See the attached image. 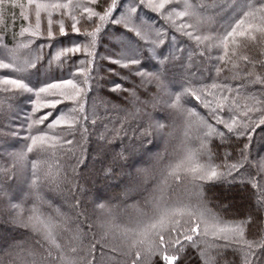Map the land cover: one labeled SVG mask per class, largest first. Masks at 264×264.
I'll return each mask as SVG.
<instances>
[{
    "label": "snow or ice",
    "instance_id": "6c2138e0",
    "mask_svg": "<svg viewBox=\"0 0 264 264\" xmlns=\"http://www.w3.org/2000/svg\"><path fill=\"white\" fill-rule=\"evenodd\" d=\"M89 2L103 15L83 5L80 0L75 3L73 0H68V3L27 0V4L18 0H0V22L4 23L0 31H6L8 27L3 20L5 6L21 9L19 15L23 21L30 19L28 9L35 17L34 24L21 27L19 32L21 37L28 34L29 39L20 40L13 47H8L0 39V70H4L0 71V85L3 86L0 91L13 94L11 97L0 96V115L12 110L13 99L27 96L33 105L25 121L29 135L23 138L22 146L14 151L5 150L6 160L0 156V208L5 206L9 196L4 181L12 176L22 177L28 184V191L20 203H8L7 206L13 210L10 212L11 223L29 229L39 237L35 246L28 241L14 244L5 255H0V264H94L98 248L108 264H154L157 257L163 264H176L177 254L184 251L186 244L192 247L202 245L200 256L203 264H217L215 253L221 249H231L240 257V264H253L256 250L264 251V237L248 239L247 220L226 221L214 212L208 205L204 182H218L238 172L246 162L251 164L247 155L249 146L245 143L240 150L241 159L228 165L227 172L218 171V166L213 164V149L209 147L213 137L221 138L222 142L231 136H247L251 140V132L264 126V0H129L119 16L113 14L119 11L118 0ZM119 5L124 6V0H119ZM81 7L87 13L86 19L81 17L85 22L94 24L93 17L97 16L102 23L110 19L112 25H123L141 40H150V51L154 57L156 48L164 43V33L159 29L153 30L151 25L140 20L137 9L147 8L160 13L171 27L203 49L201 56L208 53L206 59L213 61L210 71L214 70L216 74L210 84L201 78L203 73L186 78V84L182 83L180 90L173 91L164 79L163 59L159 61V72L134 69L142 80L157 84L160 93L154 98L153 107L163 104L171 120L166 125L149 117L141 137H165L166 146L163 153L150 157L147 166L137 169V180L121 194L127 199L133 193L146 192L142 202L124 207L99 202L92 213L81 207V201L72 196V188L77 167L85 163L90 128L103 119L96 99L89 96L90 82L94 80L90 67L93 60L80 59L76 71L69 73L68 78H53L48 72L53 63L58 68H63L67 61L76 63L73 56L82 50L87 57H96L93 50L101 28L83 32V38H90L88 42H71L72 46H65L53 33L51 10L71 9L70 32L66 33L64 19L61 18L58 21L59 35L81 34V28L77 26L81 20L74 14ZM177 8L182 10L176 11ZM226 10L228 15L224 19ZM41 13L47 14L44 31L41 29ZM222 19L223 23L220 22ZM153 31L154 39L151 38ZM45 33L46 40L53 42L54 54L48 56V69H45L44 78L39 79L40 68L37 65L49 44L32 45ZM120 45V58L111 60V63L130 71L133 70L131 66L140 65V48L131 41H121ZM213 50L219 52L214 60ZM241 50L245 54H240ZM233 81H239V86H234ZM119 90V86L113 89ZM131 95L135 97V92ZM64 102L71 106L60 109L53 117ZM196 102L208 109L216 124L223 125L230 135L226 136L224 131L209 123L206 116L197 110ZM42 109L51 111L38 114ZM222 112L227 119L220 115ZM50 117L53 118L49 122ZM178 122L183 128V137L179 140L175 136ZM41 125L44 127H39ZM103 127L100 139H106L109 133L113 139L127 134L123 125L121 128H109L104 124ZM5 135L20 138V132L15 128L5 130L0 125V138ZM61 154L65 158L63 161ZM229 155L225 153V156ZM73 159L75 162L69 163ZM258 170L264 172V160L258 162ZM110 171L105 170L106 174ZM150 180L155 181L151 189L145 187ZM179 186H183V198L174 195ZM252 187L256 188L257 184L253 183ZM259 187L257 204L264 207V184ZM45 189L61 195L67 193L64 204L55 206L46 199ZM29 202L33 207L26 208ZM85 224L87 232L84 231ZM90 235L92 238L85 245ZM117 255L123 259H118Z\"/></svg>",
    "mask_w": 264,
    "mask_h": 264
},
{
    "label": "trees",
    "instance_id": "16d2710c",
    "mask_svg": "<svg viewBox=\"0 0 264 264\" xmlns=\"http://www.w3.org/2000/svg\"><path fill=\"white\" fill-rule=\"evenodd\" d=\"M18 2L27 4V0H18ZM44 2L68 3V0H44ZM75 2L76 0H73V3ZM80 2L87 7L93 8V11L99 12V9L91 4L89 0H80ZM97 2L101 3L102 0H97ZM128 2L129 0H124V6H120L118 0L119 11L113 14L119 16V14L125 10V6ZM104 7L105 10H107V6L105 5ZM180 10L182 9H176V11ZM2 11L3 20L7 22L8 27L6 31H0V39H3L8 47H13L16 42L20 40L29 39L30 37L28 34L21 37L19 32L21 27H27L30 23L34 24L35 17L32 10L28 9L30 15L29 21L22 20L19 15L21 11L19 8H8L5 6ZM51 11L54 36L62 41L65 46H72L71 42L86 44L90 38H83L82 33L85 31H94L97 27L101 28L97 36L96 47L93 50L96 53V57H87L82 50L80 53H76L73 56V60H75L76 63L67 61L63 68H58L57 65L53 63L51 69H48L46 61L48 56L54 53L51 48L53 42L46 40V33L45 36L36 38L32 45L35 47L41 42L49 44V47L43 50L45 55L37 65V67L40 68L39 79L44 78L45 69H48L49 74L53 78H68L69 73L76 71L80 59L93 60L90 67L94 80L90 82L89 96L96 99L98 111L103 119L95 127L90 128L91 135L88 137V142L85 147V163L77 167L75 186L72 188V196H75L81 201V207L87 209L89 213H92L93 207L99 202H107L113 205H119L120 207L131 205L138 201L142 202V197L147 195L146 192L137 193L129 196L127 199H122L119 196L120 193L131 187L122 185V183L126 181L124 178L118 182L119 187H117L115 191L108 194L104 193V189L109 185V178L112 174H119V172L129 168L131 163H135V166L139 168L149 164V162L145 165L139 162L140 155L152 150L158 138L155 135L141 137V133L149 123V117L154 121L164 122L166 125L171 123L167 111L164 110L163 104H158L156 107H153V100L157 97L158 93H160L157 84L155 82L149 83L146 80H142L134 69L139 68L141 72H159L161 69L159 61L163 59L165 61L163 65L165 73L164 79L169 83V88H171L175 83L186 84V78L198 77L200 73H203V77L201 78L205 79V83L210 84L216 75L214 70L210 71V69L213 68V61L206 59L208 56L207 52H205L204 56H201L200 52L203 49L197 47L195 42L184 36L183 33L177 32L174 27H171L169 22L166 21L160 13L153 12L147 8L137 9L140 20L151 25L153 30L159 29L164 33V43L155 50V58L158 66L153 68L148 65V61L152 59L153 55L152 51H150L152 47L150 40H141L135 33L129 32L128 29L124 28L123 25H112L110 19L102 23L97 16L93 17L95 21L94 24L85 22L87 13L84 12L83 7L76 10L74 13L77 19L81 20V23L77 25L81 28V34L71 33L70 35L61 37L59 35L58 21L63 18L66 33L70 32V25L72 23L70 12L72 10L61 9ZM99 15H103V12H99ZM82 16L85 19H81ZM41 17V29L44 31L47 27V14L41 13ZM177 22L180 21L177 20ZM220 22L223 23L224 20L222 19ZM137 23H139V20H137ZM3 27L4 23L0 22V28ZM189 30L191 31V29ZM14 32L16 33L15 39L13 38ZM110 35H124L135 43L140 48V65L131 66L133 70L130 71L129 69H124L119 65L111 63V60L120 58V52H117L115 45L109 40L108 36ZM151 38H155L154 31ZM59 46L58 44L57 47ZM218 54L219 52L217 50H213V60ZM240 54H245L244 50H241ZM190 56L191 60L189 59ZM102 57H109V59H103ZM183 69L189 70L186 72V75H183ZM201 70L205 71V73L201 72ZM176 72L179 74L178 77L175 75ZM232 83L234 86L238 87L240 82L233 81ZM117 86H119L120 90L113 91ZM2 87L3 86L0 85V88ZM170 90L178 91L180 90V86ZM133 92H135V97L131 95ZM12 95L11 91L7 93L0 91V96L11 97ZM11 103L13 104L12 110L0 115V125H3L5 130L8 128H15L20 132V138H13L10 135H5L0 138V156L5 160L7 159L5 150H16L22 146L23 138L29 135L25 121L33 106L27 96L23 99H13ZM113 105H115V107H113ZM70 106L69 102H64L58 106L57 112L53 113V117L60 109ZM195 106L201 115L206 116L209 123L213 124L219 130L224 131L226 136L230 135L223 125L216 124V121L209 115L208 109L199 105V102H196ZM87 107L88 104L86 103V108ZM137 109H140V111H137ZM48 111L51 110L42 109L41 113L38 114H43ZM220 115L225 119L228 118L223 112L220 113ZM53 117L49 118V122ZM104 124H107L109 128L113 126L121 128L123 125V130L127 134H121V136L113 139L112 133H109L106 139H100V133L104 131ZM39 127L44 126L41 125ZM250 135L251 140H249L247 136L239 138L231 136L230 139H225L223 142L219 137L212 138V143L209 147L213 149V164L218 166V171L227 172L228 165L237 163L241 159L240 150L245 143L249 146L247 155L251 164L246 162L244 167L239 169L238 172H233L231 176H227L218 182L204 183L206 185L205 192L209 207L214 212L220 214L226 221L235 219L247 220L246 238L259 240L261 237H264V207H260L257 204V198L260 192L259 186L264 184V172L258 170V162L264 160V126L257 128L255 131L251 132ZM175 136L177 140L183 137V128L180 126L179 122L175 129ZM159 138L164 146H162V150L158 151V153H163L166 146V138ZM125 143H128L131 147H119L120 145H125ZM101 152H103V156L100 155ZM226 152L230 155L225 156ZM151 153V156L155 155L154 152ZM60 159L61 161L65 159L62 154ZM74 162V159L69 161V163ZM164 162L166 163L167 159H165ZM93 163H95L96 166L94 165V172L90 173V171H92L90 167ZM107 169H111V171L106 174L105 170ZM68 174L70 177L72 176L71 168L68 169ZM241 174H243V176ZM253 183L257 184L256 188L252 187ZM154 184L155 181L150 180L145 187L151 189ZM4 187L9 193V196L5 201V206L0 208V255H5L12 249L14 244L21 241H28L29 244L35 246L39 240V237L29 229L11 223L10 212L13 210L7 206L8 203L18 204L24 200L26 194L24 197H19L18 193L23 192L25 189L28 190L27 182H24L22 177L17 178L16 176H12L4 181ZM44 195L45 198L51 200L55 206H61V200L64 201L67 193L61 195L45 189ZM174 195L183 198V186L176 187ZM68 198L71 199V197ZM25 207L31 208L33 204L29 202ZM42 211L48 210L42 209ZM94 215L95 214H93V218ZM83 227L84 231L87 232V224ZM91 238L90 235L85 240V245L88 244ZM218 243L223 244L224 242L218 241ZM201 248L202 245L192 247L186 244L184 251L177 254L178 260L176 264H203V259L200 256ZM215 254L217 264H240V257L234 254L231 249L217 250ZM117 258L123 259L119 257V255H117ZM94 264H108L106 258L99 254V248L97 249ZM154 264H163V262L161 258L157 257L154 258ZM253 264H264V251L259 249L256 250V255L253 257Z\"/></svg>",
    "mask_w": 264,
    "mask_h": 264
},
{
    "label": "rangeland",
    "instance_id": "374dc122",
    "mask_svg": "<svg viewBox=\"0 0 264 264\" xmlns=\"http://www.w3.org/2000/svg\"><path fill=\"white\" fill-rule=\"evenodd\" d=\"M227 15H228V10H226V13L224 14V18H227ZM108 38H109V40L111 41V42H113V44L115 45V48H116V50H117V52H120L121 53V51H122V48H121V45H120V42L121 41H130L129 40V38H127L126 36H124V35H118V36H112V35H110V36H108ZM132 42V41H131ZM172 48V47H171ZM148 65L150 66V67H157L158 66V64H157V61H156V58L152 55V59L151 60H149L148 61ZM189 70H185V69H183V75L185 74H187L186 72H188ZM201 72H204L205 73V71H203V70H201ZM175 75H176V77H178V73L176 72L175 73ZM178 86H181V84L180 83H175L174 85H172V87L170 88V89H172V88H178ZM162 146H164L163 145V142L161 141V139L158 137L157 138V140H156V142H155V144H154V147H153V149L152 150H150V151H147V152H144V153H142L141 155H140V159H139V162H141L142 164H147L148 162H150V157H152L151 155H152V153L151 152H154V154H157L158 153V151H160V150H162ZM120 148L121 147H124V148H128V147H131L130 145H128V143H125V145H120L119 146ZM150 152V153H149ZM151 154V155H150ZM100 155L101 156H103V152H101L100 153ZM100 156V157H101ZM94 165L96 166V164L95 163H93L92 165H91V169H92V171H90V173H92V172H94ZM98 167V166H97ZM139 167H136L135 166V163H131L130 164V167L129 168H126V169H124L123 171H121V172H119V174L117 173V174H112V176H110V178H109V185H107V187L104 189V193L105 194H108V193H111V192H113V191H115L116 190V188L117 187H119V184H118V182L120 181V180H122L123 178L126 180L125 182H123L122 183V185H128V186H133V184H134V182L137 180V177H136V171H137V169H138ZM135 171V172H134ZM27 189H25L23 192H19L18 194H19V197H24V195L27 193ZM123 193V192H122ZM122 193H120L119 194V196L122 198V199H124L123 197H122ZM135 194H137V193H133L132 195H135ZM132 195H130V196H132ZM54 198V197H53ZM55 198H57V197H55ZM60 199V198H59ZM58 199V200H59ZM60 204H64V201L63 200H61V203ZM61 205V206H62Z\"/></svg>",
    "mask_w": 264,
    "mask_h": 264
}]
</instances>
